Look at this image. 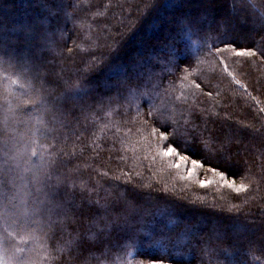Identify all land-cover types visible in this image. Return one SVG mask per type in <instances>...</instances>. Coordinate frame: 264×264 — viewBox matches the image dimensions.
I'll return each mask as SVG.
<instances>
[{
    "label": "trees",
    "instance_id": "trees-1",
    "mask_svg": "<svg viewBox=\"0 0 264 264\" xmlns=\"http://www.w3.org/2000/svg\"><path fill=\"white\" fill-rule=\"evenodd\" d=\"M0 130V264H264V0H0Z\"/></svg>",
    "mask_w": 264,
    "mask_h": 264
},
{
    "label": "rangeland",
    "instance_id": "rangeland-1",
    "mask_svg": "<svg viewBox=\"0 0 264 264\" xmlns=\"http://www.w3.org/2000/svg\"><path fill=\"white\" fill-rule=\"evenodd\" d=\"M225 18V17H224ZM6 54L8 53V51H6L5 52ZM7 60L10 62H7ZM15 61H16V59H14V58H10V59H4L3 60V63L4 64H14L15 63ZM0 134L1 135H4L3 133H1V130H0ZM46 176H48L47 174H46ZM24 187H25V189H26V192H27V194L25 195V200H24V202H23V204H22V209L24 208V209H27V211H28V209H30V204L28 203L29 201H30V197H29V193L31 194V190H30V185H29V183L27 184V183H25L24 184ZM3 214H4V212H2ZM7 214V213H6ZM26 214H28V213H26ZM25 214V215H26ZM70 219L71 218V216H69V215H67V214H64V216H62V219L63 220H65L66 221V219ZM52 220V219H51ZM53 221V220H52ZM58 221H60L59 219H57V220H55V221H53V222H55V223H57ZM35 229H37V230H39V232L40 233H42V231H41V229H40V227L39 226H37ZM33 237H34V239L36 238L34 235H33ZM26 243V242H25ZM18 254H20V252L18 253ZM14 264V263H13Z\"/></svg>",
    "mask_w": 264,
    "mask_h": 264
},
{
    "label": "snow or ice",
    "instance_id": "snow-or-ice-1",
    "mask_svg": "<svg viewBox=\"0 0 264 264\" xmlns=\"http://www.w3.org/2000/svg\"><path fill=\"white\" fill-rule=\"evenodd\" d=\"M244 53H241V55H243ZM175 150L173 148H168L167 151L165 152V155H170L174 152ZM186 161L185 157H180L179 161L176 163V167H180L181 163H184ZM221 176H223V174H221ZM245 186L243 184H241L238 188H236L237 192H240V190L242 188H244Z\"/></svg>",
    "mask_w": 264,
    "mask_h": 264
}]
</instances>
